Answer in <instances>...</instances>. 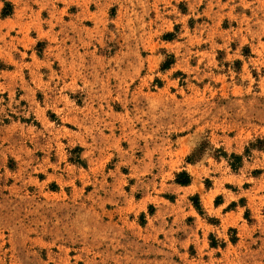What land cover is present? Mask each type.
Returning <instances> with one entry per match:
<instances>
[{"label":"rangeland","instance_id":"1","mask_svg":"<svg viewBox=\"0 0 264 264\" xmlns=\"http://www.w3.org/2000/svg\"><path fill=\"white\" fill-rule=\"evenodd\" d=\"M0 264H264V0H0Z\"/></svg>","mask_w":264,"mask_h":264},{"label":"trees","instance_id":"2","mask_svg":"<svg viewBox=\"0 0 264 264\" xmlns=\"http://www.w3.org/2000/svg\"><path fill=\"white\" fill-rule=\"evenodd\" d=\"M7 5H9V4H7ZM11 13H12L11 10H8L7 8H5L3 10L2 16L3 17H8L9 15H11ZM170 65H171V62L165 64L163 66V69H165V70L168 69L170 67ZM232 158H233V160L237 161L236 164H232V167L235 168L237 166L238 162L242 160V158L240 156H237V155H233ZM184 176L186 178L184 180H181L179 183L182 184V185H188L190 183V177L187 176V174H184Z\"/></svg>","mask_w":264,"mask_h":264}]
</instances>
